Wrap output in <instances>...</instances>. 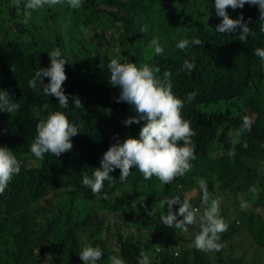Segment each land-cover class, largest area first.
Instances as JSON below:
<instances>
[{"label":"trees","instance_id":"trees-1","mask_svg":"<svg viewBox=\"0 0 264 264\" xmlns=\"http://www.w3.org/2000/svg\"><path fill=\"white\" fill-rule=\"evenodd\" d=\"M25 3L21 0L17 8L12 0H0V90H7L20 105L12 114L0 111V147L12 150L21 168L0 194V236L10 238L15 247L11 264H83L79 252L85 245L103 249L98 264H109L112 255L125 264H137L141 249L150 264H223L225 253L248 237L241 234L240 220L227 219L220 211L229 224L220 237L225 246L205 255L192 246L198 224L189 226L187 233L168 228L160 221L166 207L150 217L145 206L151 211L163 198L177 196L200 205L198 181L204 179L214 198L262 188L252 205L264 220V64L255 56L257 48H264V33L259 30L258 7L227 9L232 19L241 14L246 21L250 18L254 35L241 43L235 36L239 33L216 31L221 18L214 0H82L77 9L65 0L30 15H25ZM144 25L148 32L142 34ZM197 37L201 45L176 48L180 39ZM153 38L164 48L162 55L149 48ZM57 47L67 60L66 109L42 88L37 92L28 84L35 71L49 66L48 53ZM117 50L121 62L127 58L159 67L156 75L161 79L165 71L172 74V91L185 102L182 116L196 133L191 138L196 159L190 172L168 185L155 176L145 180L135 168L121 183L116 169L110 173L113 180L104 182L101 195L107 193L108 198L101 199L83 185V176L100 166L103 153L116 142L113 137L121 142L139 138L144 125L122 124L135 112L127 103L116 102L119 89L108 81L107 64ZM193 57L195 69L180 71L183 61ZM191 92L197 95L188 103ZM74 98L81 107H74ZM54 111L65 113L79 133L72 138L71 151L38 160L30 152L36 125ZM244 117L252 121L251 130L237 134ZM255 244L264 247L261 239ZM227 262L248 264L244 255Z\"/></svg>","mask_w":264,"mask_h":264},{"label":"clouds","instance_id":"clouds-1","mask_svg":"<svg viewBox=\"0 0 264 264\" xmlns=\"http://www.w3.org/2000/svg\"><path fill=\"white\" fill-rule=\"evenodd\" d=\"M65 0H26L23 5L25 15H30L32 11L43 9L45 6L54 7L62 5ZM12 3L20 8L21 0H12ZM68 7L77 9L82 7V0H66ZM245 4L255 5L259 10L260 31L264 33V0H214L216 16L221 18V22L216 25V31L222 34L239 33L238 40L243 43L249 35H254L248 26L249 20H245L241 14L237 19H232L228 15L227 9H243ZM148 32V26L140 28V33ZM201 45L202 41L197 37L191 41L180 39L176 43L179 50H187L189 45ZM149 48L155 55H162L164 48L158 39L153 38L149 42ZM50 64L46 68H39L34 76L28 81L29 87L39 92L42 88L43 94L49 97H55L60 108L66 109L69 106L68 96L65 94L63 84L67 80L65 64L67 60L63 57L59 47L48 53ZM261 63L264 64V48L255 50ZM102 69L104 65H99ZM109 84L113 88L119 89V96L114 98L117 103H127L131 109H134L135 117H129L122 121L124 126L132 124L144 125L140 128L139 138L128 137L121 142L117 137L100 159V166L93 169L92 175H84L82 183L85 187L91 189L94 196L101 199H107V193L101 195L104 182L112 181L110 173L116 169L120 170L121 183L126 181L131 174V169H137L144 177L149 180L156 177L162 184L168 185L177 177H182L191 171V161L196 159L195 144L192 137L196 135L191 127V121L182 116V109L185 102L176 97L172 91V74L168 71L163 73V78H158L156 73L161 70L159 67L153 68L148 64H134L125 58L121 62L119 52L112 58L108 64ZM195 69V58L190 61L185 59L180 71L191 72ZM44 78H48L45 84ZM196 93L187 94V102L191 103L196 98ZM19 103L13 102L10 93L7 90H0V111L14 113L19 110ZM47 108V105L44 106ZM74 107H81L78 98H74ZM256 118V114L254 120ZM252 121L244 117L243 123L237 134H242L251 130ZM79 129L72 124L65 113L61 111L48 112L46 118L40 119L36 125V135L30 145V152L38 160H43L46 154H51L59 158L61 154L72 150V138L78 135ZM229 154H234L232 149ZM20 162L13 151L7 147H0V194L13 179L19 174ZM199 190L202 193L201 204L195 207L189 198L185 197H165L151 211H145L150 217H154L160 209L166 207V214H160L161 224L168 228H175L184 233L189 231V226L199 225V231L194 233L192 246L202 252H219L225 246L220 242L221 234L229 228L228 222L220 214L219 198H214L209 192L207 181L200 179L198 181ZM111 187V184H109ZM252 193L257 189L252 187ZM178 205V210L173 206ZM98 207V206H97ZM241 209L247 207L246 202H241ZM239 221V220H238ZM237 221V222H238ZM103 233L100 238H103ZM255 253L253 258L259 262L257 251L252 246ZM103 249L97 245H85L79 252V259L83 264H98L103 256ZM177 255V253H175ZM109 264H125V261L118 255L108 257ZM34 264V263H32ZM137 264H150L149 256L143 249Z\"/></svg>","mask_w":264,"mask_h":264},{"label":"rangeland","instance_id":"rangeland-1","mask_svg":"<svg viewBox=\"0 0 264 264\" xmlns=\"http://www.w3.org/2000/svg\"><path fill=\"white\" fill-rule=\"evenodd\" d=\"M1 28V27H0ZM229 141L231 143L234 142V136L231 134L229 137ZM259 175H262L261 172H259ZM184 194H188L187 191L183 192ZM196 192L193 191L192 194H195ZM262 193V188H258L257 192L255 194L248 191L247 194L239 193L237 196L226 195V196H218L220 201V211L225 212L227 219L231 220H240L241 221V234L245 233L248 237L243 239L241 244H239L237 247H234L232 250L225 253V262L223 261V264H231L229 261L245 256L247 263L252 264L256 262L253 258L255 257L254 251H252V245L255 243L258 239H261L264 242V220H262L258 217L256 214V209L253 208L252 201L258 199L260 196L258 194ZM264 198V196H262ZM197 202H199V198L196 199ZM241 202H246L247 207L244 209H241L240 204ZM34 205V203H32ZM198 205L197 207H199ZM241 213L239 214V212ZM264 219V217H263ZM253 230H257L258 233H254ZM254 235H257V237H254ZM255 248L257 251L264 250V247L259 246L258 244H255ZM15 250V247L13 245V242L10 238L7 236H0V264H11L12 257L11 253ZM206 255V252H204ZM216 258V257H214ZM259 262L264 264V251L258 254Z\"/></svg>","mask_w":264,"mask_h":264}]
</instances>
